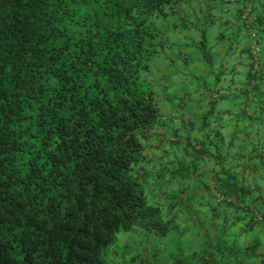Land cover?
<instances>
[{"label":"trees","instance_id":"16d2710c","mask_svg":"<svg viewBox=\"0 0 264 264\" xmlns=\"http://www.w3.org/2000/svg\"><path fill=\"white\" fill-rule=\"evenodd\" d=\"M185 2L0 0V264H106L118 231L175 227L135 167L162 119L148 78L165 52L157 21ZM212 189L214 210L245 207L264 228L255 203ZM216 213L212 231L228 222ZM222 232L189 252L177 241L170 264L264 261L257 243L238 250Z\"/></svg>","mask_w":264,"mask_h":264},{"label":"crops","instance_id":"0c3cea01","mask_svg":"<svg viewBox=\"0 0 264 264\" xmlns=\"http://www.w3.org/2000/svg\"><path fill=\"white\" fill-rule=\"evenodd\" d=\"M218 1L186 0L178 4L173 18L162 20L159 30L165 38V52L148 72L162 119L157 128L144 132L145 156L135 170L147 185L146 193L173 220L190 216L192 220H210L207 229H202L198 221L193 226L195 235L201 231L206 236H220L224 231L227 236L232 230L239 235L234 239L238 250L257 243L264 253V228L260 223L250 227L248 221L253 218L244 214L241 218L233 208L214 210L205 204L204 193L197 191V185H193L195 191L187 200L194 204L178 200L176 195L179 188L175 176L183 171L179 169L183 161L191 168L189 172L192 170L189 183L192 178L198 179L201 168L209 180L204 184L206 189L210 185L231 186V182L236 191L232 202L255 203L253 212L264 211V152L260 150L264 147V0L251 2L252 10L261 16L256 28L263 71L262 79L253 86L248 81L250 56L245 35L240 34L235 45L229 39L236 28L245 32L236 20L241 7L231 5L230 11L221 16ZM196 14L201 19H196ZM206 14L217 15L216 22H207ZM196 23L199 33L194 30ZM211 24L215 30L208 32L205 26ZM204 31L212 35L210 41ZM200 42H204L203 50ZM215 212L233 216L232 227L212 231ZM179 235L186 244L184 235L188 234L181 230Z\"/></svg>","mask_w":264,"mask_h":264},{"label":"rangeland","instance_id":"374dc122","mask_svg":"<svg viewBox=\"0 0 264 264\" xmlns=\"http://www.w3.org/2000/svg\"><path fill=\"white\" fill-rule=\"evenodd\" d=\"M200 1H203V0H200ZM188 4H186V6H188ZM214 12L215 13L217 12L215 8H214ZM199 15H202V13ZM195 16H198V14H196ZM170 18H173V15H170L167 17V19H170ZM162 20L164 19H160L157 21L158 29L162 23ZM205 29L208 32L210 30H215L212 24L205 26ZM194 30L196 32L199 31L198 23H196ZM204 32L207 35L206 39L210 41L211 38H208V37L212 35H210L206 31ZM203 45H204V42L200 46L202 50H203ZM183 158H186V157L183 156ZM179 169H182L183 171H179L177 175L175 176V179H176V182L179 188L176 191L177 199L178 200L181 199L183 201L190 200L191 192L195 191V188L193 187V185H197V191H202L204 193V198L207 202L205 204L213 207V203H215V198L212 194L213 186L210 185L211 187L209 186L207 189L204 186V184L206 183L209 184L208 182L209 180L205 176L206 171H203V169L201 168L198 169V172L200 174L198 179L196 180L195 178H192L193 182L190 179V183H189L190 174L192 173V170L189 172V169L191 168L188 166L187 163L180 161ZM230 184L233 188L234 184H232L231 182ZM187 202L194 204L190 201H187ZM217 208H229V209L231 208L232 209L233 206L231 205L228 206L226 203H224V204L219 205ZM245 210L247 209L245 207H242V209L239 211L241 218H243V214L248 215L247 211ZM249 211H252L253 215L254 216L256 215L255 217H257L258 213L261 214V212H264L262 210L261 211L258 210V212H253L252 208H250ZM216 215L222 217L223 219L229 220L226 224L227 226L225 225V228L232 227L231 220L233 219V216H230L224 213H221V214L216 213ZM195 217L196 215L193 216V219H195ZM174 221H176V223L180 227H177L175 224V227L164 235H160L152 231H147L140 227H135L132 230L126 231V232L118 231L115 236V241L112 243V246L107 251V254H105L106 264H153V263L154 264H170L171 261L169 259V255H171L174 251H178V249H175L174 247L177 241H180L182 238V236L179 235V233H181V230L182 232H185L188 234V235H184L185 240L188 239L185 242L186 246H184V250L186 252H189L193 249L200 248L202 245V242L205 240L204 238L208 237L210 239L211 237V236H206L205 234H203V232L201 233V231L197 235L194 234L193 226H195L196 223L200 220H196V219L192 220L191 216L188 217V219L186 220L185 218L183 219V217H178L177 220H174ZM208 223H210L209 219H207L206 221L203 220L202 229H207L209 227ZM261 225H263V223H261ZM220 227H221V224L220 223L217 224L216 230L220 229ZM238 236L239 235H237V233L234 234V232L231 230L226 236L225 242L230 244L231 246L233 244L236 245L234 239H238ZM257 238H260V237L257 236ZM261 260H262V257H257V259L255 258L254 262L255 264H264V261H261Z\"/></svg>","mask_w":264,"mask_h":264},{"label":"clouds","instance_id":"9594fccd","mask_svg":"<svg viewBox=\"0 0 264 264\" xmlns=\"http://www.w3.org/2000/svg\"><path fill=\"white\" fill-rule=\"evenodd\" d=\"M216 2H219L218 0H215ZM233 1H235V0H233ZM242 2H240L239 4H236V3H232V2H229L227 5L226 4H224V0H220V8H219V11H220V15L222 16V15H225V14H227L229 11H230V7H231V5H239L241 8H243V12L246 10V8H247V6L250 8V11L248 12V18L249 17H251L252 15H256L257 16V20H255L254 22H252V21H249V22H246L247 20H240V16L241 15H237V18H236V20L237 21H239V23H240V26H242V28L245 30V32H242L241 30H239V28H236V30H233V32H232V36H230V37H232V38H229V36L227 37V38H229V39H232L234 42H232L233 43V45H235V44H237L238 43V39H236V38H238L239 36H240V34H244L245 35V37H246V50H247V52H248V54H249V59H250V63H251V65H252V63H253V58L251 57V54H250V52H249V50H248V44H249V42H250V32L251 31H255L256 33H257V35H258V39H259V44H260V51H259V53H258V56H257V60H258V63H259V65H260V68H261V70H262V65H261V60H260V54H261V43H260V35H259V32H258V30H257V28H256V25H259L258 24V20H259V17H261L260 16V14L259 13H257V12H254L253 10H252V6H251V2L253 1V0H241ZM178 7V6H177ZM224 7H226V11H223V8ZM242 12V13H243ZM202 15L204 16V14L202 13ZM216 16V18H217V15H215ZM215 16H212V17H210L209 16V14H206V17H204V18H206V21L207 22H209L210 20L212 21V23L214 24L216 21H214V20H216V18H215ZM195 18L196 19H201V18H198V16H195ZM251 20V19H250ZM211 23V22H210ZM248 23H250V24H248ZM248 24V25H247ZM228 39V40H229ZM251 80H252V78L251 77H249V79H248V81H249V83H250V85L251 86H253V85H255V84H251ZM259 82V80H257V82H256V84ZM260 150L261 151H263L264 150V147H261L260 148ZM261 215L260 214H258L257 215V217H255L256 219H261V217H260Z\"/></svg>","mask_w":264,"mask_h":264},{"label":"built area","instance_id":"2783aa9c","mask_svg":"<svg viewBox=\"0 0 264 264\" xmlns=\"http://www.w3.org/2000/svg\"><path fill=\"white\" fill-rule=\"evenodd\" d=\"M231 1L232 0H224V4L227 5ZM223 11H226V7L223 8ZM249 11H250V8L247 6L246 10L241 14L240 20H247L246 22H249V21L254 22L255 20H257V16L255 14L248 18V12ZM248 24H250V23H248ZM248 50H249L251 56H253L252 57L253 58V62H254V64H253V72L256 74V76H259L260 72H261V68H260V65L258 63L257 56H258V53L260 51V44H259L258 35H257V33L255 31H251L250 32V42L248 44ZM257 80H258V77L252 78L251 84L252 85L256 84ZM222 199H223L222 195H216V200L217 201H220Z\"/></svg>","mask_w":264,"mask_h":264}]
</instances>
